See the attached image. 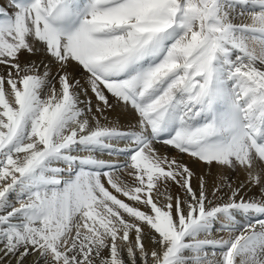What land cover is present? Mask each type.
<instances>
[{
    "label": "snow or ice",
    "instance_id": "1",
    "mask_svg": "<svg viewBox=\"0 0 264 264\" xmlns=\"http://www.w3.org/2000/svg\"><path fill=\"white\" fill-rule=\"evenodd\" d=\"M0 264H264V0H0Z\"/></svg>",
    "mask_w": 264,
    "mask_h": 264
},
{
    "label": "bare ground",
    "instance_id": "2",
    "mask_svg": "<svg viewBox=\"0 0 264 264\" xmlns=\"http://www.w3.org/2000/svg\"><path fill=\"white\" fill-rule=\"evenodd\" d=\"M245 22H248V21H245ZM117 115L120 116L121 122H124L127 119V115L126 114H123V113H112L111 114L112 117H115Z\"/></svg>",
    "mask_w": 264,
    "mask_h": 264
}]
</instances>
